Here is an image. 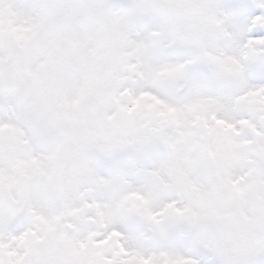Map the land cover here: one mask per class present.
Wrapping results in <instances>:
<instances>
[{
    "label": "clouds",
    "instance_id": "clouds-1",
    "mask_svg": "<svg viewBox=\"0 0 264 264\" xmlns=\"http://www.w3.org/2000/svg\"><path fill=\"white\" fill-rule=\"evenodd\" d=\"M44 2L47 7L34 13L47 21L45 45L75 69L72 90L80 102L64 110L47 103L39 86L20 84L16 55L5 45L0 243L16 250L13 261L105 264L116 238L100 247L95 241L114 229L126 235L147 231L144 215L130 211L147 208L161 212L153 222L177 221L170 239L198 241L204 264H250L264 252V95L247 97L250 110L238 105L230 117L221 101L234 104L244 90L243 65L264 62V41L247 39L228 5L264 0ZM0 20L6 28L18 23L6 6ZM175 65H184L183 71H170ZM152 95H162L175 110L155 105ZM178 128L200 140L195 160L204 183L211 184L216 170L246 174L235 186L239 201L211 191L161 194L165 183H173L175 164L190 155L189 137ZM161 129L163 138H146ZM172 198L187 206L182 217L164 209ZM213 208L232 214L217 220Z\"/></svg>",
    "mask_w": 264,
    "mask_h": 264
},
{
    "label": "snow or ice",
    "instance_id": "snow-or-ice-1",
    "mask_svg": "<svg viewBox=\"0 0 264 264\" xmlns=\"http://www.w3.org/2000/svg\"><path fill=\"white\" fill-rule=\"evenodd\" d=\"M7 7L14 14L18 22L9 27H5L0 20V76H6L3 71L5 67V45L9 53H15L17 58V81L22 85H37L46 92V102L56 103L64 110H69L80 102V96L73 92V84L77 73L68 63L60 61L54 50L45 45L47 21L43 16L34 13V9L47 7L44 0H0V8ZM229 7H234L237 11L240 22L244 28V35L252 41H264V4L239 3ZM39 50L40 54L35 55ZM11 59V56L9 57ZM184 65H175L170 68L172 72H181ZM239 83L243 91L235 98L234 104H225L221 101L224 115L230 117L232 110L236 106H245L249 110L251 105H245L247 97L264 95V62L250 61L243 65L239 73ZM148 93H141V96H148ZM151 99L155 105H161L167 112L175 109L162 95H152ZM215 103V101H211ZM139 103V97L133 101V107ZM127 111L131 112L129 108ZM163 115V113H161ZM198 119H203L199 117ZM196 125V121L191 122ZM217 124H224L223 120H216ZM243 123H247L249 128L253 125L245 118ZM10 127L11 125H4ZM205 129L211 133L212 129L204 125ZM226 128L232 129V124H226ZM255 131V129H253ZM182 134L189 137L187 151L190 154L184 161L176 163L174 169L173 183H165L162 193L187 194L189 196L204 193H222L231 196L234 201H239L240 193L235 186L245 180V175L232 176L231 174L216 170L211 177V184L204 183V179L197 172L195 153L200 144V140L195 133L186 129L178 128ZM39 134H44V129L38 130ZM165 131H150L146 138L151 141L153 137L163 138ZM164 209H172L178 216L182 217L188 211L187 206H181L175 198L168 199L164 203ZM239 215L242 220L247 221L248 215L240 210ZM130 211L144 215L148 223V230L135 235H126L119 229L111 230L103 240L95 241L97 247L105 245L113 237L116 238L114 247L109 249L105 264H204L202 253L198 241H184L170 239L171 233L175 230L177 221L170 219L167 221L153 222L154 217L161 215V212L149 213L145 208L141 213L140 209ZM212 214L217 220L231 215L232 212L225 209L217 213L213 208ZM195 215V214H193ZM92 238V234L89 235ZM83 247V245H81ZM16 250L8 243H0V264H19L16 257ZM250 264H264V252L254 255Z\"/></svg>",
    "mask_w": 264,
    "mask_h": 264
}]
</instances>
